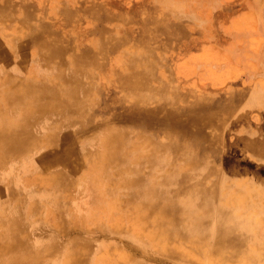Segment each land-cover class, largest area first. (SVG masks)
Segmentation results:
<instances>
[{
  "label": "rangeland",
  "instance_id": "374dc122",
  "mask_svg": "<svg viewBox=\"0 0 264 264\" xmlns=\"http://www.w3.org/2000/svg\"><path fill=\"white\" fill-rule=\"evenodd\" d=\"M260 89L264 0H0V264H264Z\"/></svg>",
  "mask_w": 264,
  "mask_h": 264
},
{
  "label": "bare ground",
  "instance_id": "6f19581e",
  "mask_svg": "<svg viewBox=\"0 0 264 264\" xmlns=\"http://www.w3.org/2000/svg\"><path fill=\"white\" fill-rule=\"evenodd\" d=\"M261 3V2H260ZM260 7V6H259ZM176 9V8H175ZM150 14V13H149ZM153 15V14H152ZM156 16V15H155ZM154 16V17H155ZM149 18H151V16L149 17ZM152 19H154V18H152ZM159 21V20H158ZM157 21V22H158ZM261 21V20H260ZM160 22V21H159ZM35 36H37V35H35ZM36 40H37V38H36ZM59 45L60 44H58V47H59ZM62 47V46H61ZM130 81H131V79H129ZM127 86H129L131 89H128L130 92H136V91H138V89L136 88H132L131 86H130V84L128 83V85ZM257 89V88H256ZM257 92H258V95L257 96H255V97H257L258 99H259V101L261 100L262 101V103H264V89L263 90H256ZM254 96V95H253ZM233 102V101H232ZM232 105V104H231ZM123 106H125V105H123ZM198 107V106H197ZM210 107V106H209ZM120 108V107H119ZM123 108V107H122ZM218 113V112H217ZM215 117V116H214ZM142 120L143 119H139V121H141L142 122ZM192 128V127H191ZM193 130V129H192ZM46 134V133H45ZM178 137V136H177ZM9 138H7V140H8ZM6 140V141H7ZM20 140H18L17 141V145L18 146H20L21 144H20ZM16 144H13V146H17ZM263 144H264V142H263ZM259 140L258 141H252V142H247V143H245V146H246V150H247V152H249L250 151V153L252 154H263L264 153V145H263ZM202 153H204V155L205 156H207L208 157V155H207V152H199L198 151V154H197V152L195 151V149H194V147H192V148H190L189 147V151H187L186 152V154L188 155V154H196V155H198L200 158H202L201 156H203L202 155ZM250 154V155H251ZM50 157V156H49ZM262 157V156H261ZM199 159V158H198ZM203 159V158H202ZM203 162V163H202ZM197 166H199V174L198 175H196L195 177H190V176H188V175H185V176H180V174H177V173H181V172H179V171H173V172H171V173H169L168 174V183L170 184L172 181V179H174V178H179V177H181L180 179L181 180H179L178 182H180V183H178L179 184V186L177 185V183L175 182V184H176V187H174L177 191H174V189H172V191H171V193H174V192H180V191H178V190H180V189H183L184 188V190L187 192V191H189V198L187 197V198H185V204H188V205H190V204H192V203H194V202H196V200L195 201H193L194 199H193V197L195 196L194 194H196V193H198L199 191H202V187H204L203 186V181H204V179L206 178L205 176H207L206 174H205V172H207L208 170H211V166H209L208 165V163H207V160H205V159H203L202 161H201V164L199 163V164H197ZM195 167H196V165H195ZM260 167V166H259ZM261 170V169H260ZM262 170H264V165H263V167H262ZM210 172V171H209ZM170 177V178H169ZM171 177H173L172 179H171ZM186 177V178H185ZM171 179V180H170ZM261 179V178H260ZM208 180V179H207ZM215 180V179H214ZM186 181H189V182H187L188 184H186ZM213 181V180H212ZM135 182L136 183H139L140 182V176L139 177H137V178H135ZM214 182V181H213ZM174 183V182H173ZM172 183V184H173ZM203 183V184H202ZM184 184V186H183V188H182V185ZM186 184V185H185ZM214 184H216V182L214 183ZM222 185V184H221ZM154 190V189H153ZM174 191V192H173ZM149 193V192H148ZM153 193H154V191H153ZM182 193V192H181ZM206 193V192H205ZM209 194H210V192H208ZM261 193V192H260ZM132 195H134V198H139V199H141L140 198V196H141V191L139 190V189H137V191H134L133 192V194ZM183 195V194H182ZM200 195H201V193H200ZM173 196V195H172ZM199 196V195H198ZM197 196V197H198ZM206 196V195H205ZM210 196H211V194H210ZM210 196H209V199H207V200H210ZM221 196V195H220ZM234 196V195H233ZM184 197V196H183ZM197 197H195V199L197 198ZM202 197V196H201ZM262 197V196H261ZM199 198V197H198ZM203 198V197H202ZM213 197H211V200H213L212 199ZM225 199H226V197H225ZM206 200V201H207ZM223 201V200H222ZM173 202V201H172ZM208 202V201H207ZM213 202V201H212ZM212 202H211V204H212ZM224 202V201H223ZM141 204V203H140ZM200 204H201V202H200ZM206 204V203H205ZM217 204H218V202H217ZM175 205H177V204H175ZM187 205V206H188ZM195 205H197V204H194V206ZM223 205V204H222ZM234 205V204H233ZM200 206V205H199ZM213 206V205H212ZM221 206V205H220ZM184 207H186V206H184ZM198 207V206H197ZM219 207V206H218ZM217 207V208H218ZM225 207V206H224ZM193 208V207H192ZM221 208V207H220ZM236 208V207H235ZM167 209V206H166V203H164L163 205H162V207H161V211L163 212L160 216H157V220H159V221H163L164 219H166V215H165V213H164V210H166ZM222 209V208H221ZM220 209V213H218V219L220 220H222V217L223 216H225V215H227V214H225L222 210ZM226 209V208H225ZM185 210V209H184ZM193 210V209H192ZM206 210V209H205ZM207 210H209V209H207ZM206 210V211H207ZM211 210H212V208H211ZM229 210V209H228ZM180 211V210H179ZM186 211V210H185ZM205 211V212H206ZM227 211V210H226ZM258 211V210H257ZM204 212V213H205ZM233 212V211H232ZM260 212V211H259ZM200 213V212H199ZM212 214H213V212H211ZM207 214H210V210H209V213H206V215H204V216H208ZM212 214H210V215H212ZM255 214V213H254ZM201 215H202V213H201ZM217 215V214H216ZM200 216V215H199ZM203 216V217H204ZM213 216V215H212ZM228 216H229V214H228ZM195 217V216H194ZM197 217V216H196ZM236 217H237V215H236ZM245 217V216H244ZM212 218V217H211ZM210 218V219H211ZM170 219H172V218H170ZM195 219H197V218H195ZM207 219H208V217H207ZM210 219H208V220H210ZM225 219V218H224ZM155 220V219H154ZM198 220V219H197ZM206 220V219H205ZM204 220V222H206ZM217 220V219H216ZM225 220H227V219H225ZM223 221V220H222ZM192 222V221H191ZM190 222V223H191ZM197 222V221H196ZM202 222V221H201ZM209 223V222H208ZM214 223H215V221H214ZM218 223H220L219 221H218ZM236 223V222H235ZM159 224V223H158ZM217 224V223H216ZM224 224V223H223ZM193 225V224H192ZM206 225V224H205ZM16 226V225H15ZM17 226H19V224L17 225ZM200 226V225H199ZM176 228V227H175ZM186 229V228H185ZM199 229V228H198ZM175 231V230H174ZM202 231V230H201ZM72 232V231H71ZM176 232V231H175ZM183 232V231H182ZM211 233V232H210ZM204 234V233H203ZM213 234V233H212ZM219 234V233H218ZM223 234V233H222ZM221 234V235H222ZM225 234V233H224ZM223 234V235H224ZM161 235V234H160ZM211 235V234H210ZM220 235V234H219ZM222 235V236H223ZM226 235V234H225ZM200 236V235H199ZM216 236H217V234H216ZM178 237V236H177ZM181 237V236H180ZM179 237V238H180ZM197 237H198V235H197ZM63 238V237H62ZM199 238V237H198ZM205 238V237H204ZM206 238H208L207 236H206ZM219 238V237H218ZM217 238V241H219V239ZM201 239V238H200ZM209 239V238H208ZM216 239V238H215ZM215 239H214V241H215ZM155 240H156V238H155ZM225 241V238H221L220 239V241ZM177 241V240H176ZM219 241V242H220ZM221 241V242H222ZM157 242V241H156ZM226 242V241H225ZM124 243V242H123ZM160 243V242H159ZM214 243V242H213ZM217 243V242H216ZM215 243V244H216ZM1 244V243H0ZM220 243H218V246H220L219 245ZM163 245V244H162ZM166 245H167V243H166ZM223 245V244H222ZM252 245V244H251ZM130 246V245H129ZM164 246V245H163ZM9 247V246H8ZM213 247V246H212ZM4 248V247H3ZM162 248V247H161ZM0 249H2V247L0 248ZM5 249V248H4ZM172 249V248H171ZM214 250V249H213ZM221 250H222V248H221ZM178 253V252H177ZM183 253V252H182ZM209 253V252H208ZM207 253V254H208ZM80 255V254H79ZM224 255V254H223ZM183 256V255H182ZM193 257V256H192ZM77 258V257H76ZM229 259V258H228ZM194 261V260H193ZM138 262V261H137ZM196 262V261H195ZM12 264H17V263H12ZM27 264H29V263H27ZM198 264V263H197ZM203 264V263H202Z\"/></svg>",
  "mask_w": 264,
  "mask_h": 264
}]
</instances>
